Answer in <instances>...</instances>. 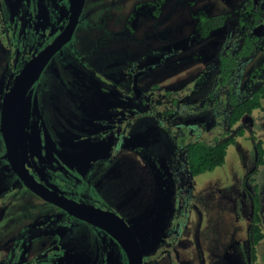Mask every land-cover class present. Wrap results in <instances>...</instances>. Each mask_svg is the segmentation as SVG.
I'll return each instance as SVG.
<instances>
[{
  "label": "flooded vegetation",
  "instance_id": "flooded-vegetation-1",
  "mask_svg": "<svg viewBox=\"0 0 264 264\" xmlns=\"http://www.w3.org/2000/svg\"><path fill=\"white\" fill-rule=\"evenodd\" d=\"M2 57L0 123L15 111L23 166L0 129V264H129L114 215L143 264H183L202 199L214 204L191 144L230 139L264 80V0H0Z\"/></svg>",
  "mask_w": 264,
  "mask_h": 264
},
{
  "label": "rangeland",
  "instance_id": "rangeland-1",
  "mask_svg": "<svg viewBox=\"0 0 264 264\" xmlns=\"http://www.w3.org/2000/svg\"><path fill=\"white\" fill-rule=\"evenodd\" d=\"M1 40L4 42V36ZM3 61L4 57L0 65ZM241 129L242 133L239 132ZM230 135L235 137V142L230 145L226 162L198 175L199 181L208 186L210 194L214 195V204L207 209L205 206L211 199H202L200 231L187 234L184 240L186 245L180 251V257L186 259L183 264H264V239L257 245L256 259L253 260L250 237L253 179L260 187L264 231V165L255 172L258 160L255 137H260L264 142V110L255 109L245 114L231 129ZM1 175L5 180L8 178L6 173ZM1 192L0 212L8 214L12 209L9 210L11 202L5 201V192ZM204 192L205 195L209 194L206 190ZM196 214L192 213V222ZM160 264L170 263L164 261Z\"/></svg>",
  "mask_w": 264,
  "mask_h": 264
},
{
  "label": "trees",
  "instance_id": "trees-1",
  "mask_svg": "<svg viewBox=\"0 0 264 264\" xmlns=\"http://www.w3.org/2000/svg\"><path fill=\"white\" fill-rule=\"evenodd\" d=\"M261 108L264 110V80L249 96L240 103H237L231 114V122H237L244 114L251 113L254 109ZM240 133L243 129L239 130ZM234 136L224 142L207 143L195 142L191 144V160L192 169L195 173H201L207 170H213L218 165H221L226 160L228 144L234 141ZM257 148L259 151L257 168L264 165V142L261 138L256 137ZM253 226H252V244L253 260L256 259V247L264 239V231L262 228V200L260 194V187L257 182L253 187ZM258 264V263H253Z\"/></svg>",
  "mask_w": 264,
  "mask_h": 264
},
{
  "label": "water",
  "instance_id": "water-1",
  "mask_svg": "<svg viewBox=\"0 0 264 264\" xmlns=\"http://www.w3.org/2000/svg\"><path fill=\"white\" fill-rule=\"evenodd\" d=\"M80 11V6L78 9V13ZM50 53H47L46 56H49ZM46 56L44 57V61L46 60ZM43 60H41L40 64L34 65L35 68H31L32 72L30 75L28 73L20 74L21 80L19 84H14L12 89L7 92V103L10 100H13L14 98L19 99L24 92L26 91L27 87L30 86V84L35 80L37 77L39 71L44 66ZM31 67V65L29 66ZM28 67V68H29ZM19 77L17 78L18 83ZM9 108V106L7 105ZM14 109V108H12ZM16 109H17V103H16ZM15 111H2L1 116V123H0V129L2 131V134L6 140L7 143V154L9 160L13 162L14 165H17L19 168L23 166L22 158L19 154L17 144H16V133H15ZM114 215V214H113ZM113 224V231L112 228L110 229L113 234L117 237V239L120 240L121 244L124 246L125 250L127 251L129 255V264H143V258H144V252L141 248L139 239L133 228L128 225L125 220L119 216L114 215L112 219Z\"/></svg>",
  "mask_w": 264,
  "mask_h": 264
}]
</instances>
